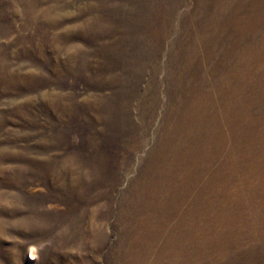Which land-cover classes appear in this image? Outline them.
I'll return each mask as SVG.
<instances>
[{"label":"rangeland","instance_id":"rangeland-1","mask_svg":"<svg viewBox=\"0 0 264 264\" xmlns=\"http://www.w3.org/2000/svg\"><path fill=\"white\" fill-rule=\"evenodd\" d=\"M0 264H264V0H0Z\"/></svg>","mask_w":264,"mask_h":264}]
</instances>
